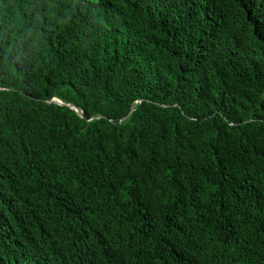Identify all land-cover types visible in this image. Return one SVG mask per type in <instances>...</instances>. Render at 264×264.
Listing matches in <instances>:
<instances>
[{"label":"trees","instance_id":"obj_1","mask_svg":"<svg viewBox=\"0 0 264 264\" xmlns=\"http://www.w3.org/2000/svg\"><path fill=\"white\" fill-rule=\"evenodd\" d=\"M0 264H264V0H0Z\"/></svg>","mask_w":264,"mask_h":264},{"label":"water","instance_id":"obj_2","mask_svg":"<svg viewBox=\"0 0 264 264\" xmlns=\"http://www.w3.org/2000/svg\"><path fill=\"white\" fill-rule=\"evenodd\" d=\"M60 106H62L61 104H60ZM77 113H79L77 110H75Z\"/></svg>","mask_w":264,"mask_h":264}]
</instances>
